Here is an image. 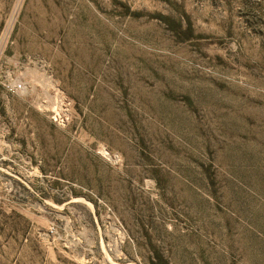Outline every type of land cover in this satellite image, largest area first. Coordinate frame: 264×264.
Masks as SVG:
<instances>
[{"label": "rangeland", "instance_id": "obj_1", "mask_svg": "<svg viewBox=\"0 0 264 264\" xmlns=\"http://www.w3.org/2000/svg\"><path fill=\"white\" fill-rule=\"evenodd\" d=\"M0 264H264V0H0Z\"/></svg>", "mask_w": 264, "mask_h": 264}]
</instances>
